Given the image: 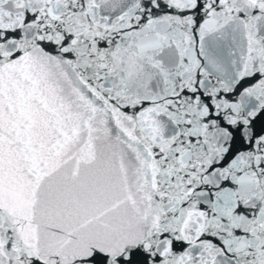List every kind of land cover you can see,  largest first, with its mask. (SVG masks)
<instances>
[{"label": "snow or ice", "instance_id": "snow-or-ice-1", "mask_svg": "<svg viewBox=\"0 0 264 264\" xmlns=\"http://www.w3.org/2000/svg\"><path fill=\"white\" fill-rule=\"evenodd\" d=\"M0 264H264V0H0Z\"/></svg>", "mask_w": 264, "mask_h": 264}]
</instances>
